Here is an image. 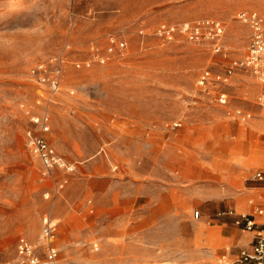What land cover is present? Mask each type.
Returning <instances> with one entry per match:
<instances>
[{
  "label": "rangeland",
  "instance_id": "1",
  "mask_svg": "<svg viewBox=\"0 0 264 264\" xmlns=\"http://www.w3.org/2000/svg\"><path fill=\"white\" fill-rule=\"evenodd\" d=\"M242 10L264 16V0H0V264L15 259L19 237L42 250L46 218L57 223L49 245L76 264H221L240 246L248 233L214 213L264 195L250 180L264 168L262 86L236 69L221 106L196 79L242 56ZM201 19L223 23L224 54L153 35ZM59 52L61 90L50 96L28 69ZM235 108L250 118L227 115ZM30 114H47L69 169L41 177L25 146Z\"/></svg>",
  "mask_w": 264,
  "mask_h": 264
},
{
  "label": "built area",
  "instance_id": "2",
  "mask_svg": "<svg viewBox=\"0 0 264 264\" xmlns=\"http://www.w3.org/2000/svg\"><path fill=\"white\" fill-rule=\"evenodd\" d=\"M235 19L245 25L249 30L248 43L242 56L229 62L224 71H213L204 68L196 79L198 90L221 106L229 103V94L226 86L229 84L236 69H242L251 74L256 82L262 86L257 94L256 100L264 107V16L250 10L239 11ZM224 25L217 19H201L199 21L181 22L176 24L160 23L154 30L153 35L164 40L172 41L181 36L186 41L206 45L213 54H224L222 44ZM109 41L123 48L124 41L116 42L114 36H109ZM97 57V56H96ZM98 58V57H97ZM66 55L62 52L56 53L44 60L36 62L28 69V76L37 83L41 90L47 91L48 95L60 92ZM103 61L102 58H99ZM86 61V65H89ZM80 63H76L79 67ZM232 118L247 121L251 114L240 108L227 111ZM31 127L25 131V146L34 155L40 164V175L48 177L53 168H67L63 158L58 154L54 146L49 142L47 134L50 131V122L47 114L29 115ZM179 122L172 123V128L179 126ZM250 180L264 183V171H255L250 175ZM65 180L57 187L62 188ZM252 202V201H250ZM264 214L261 208L254 207L251 212L237 213L235 209L217 211L214 218L226 220L231 219L233 224L244 231L253 233V239L249 248H241L232 259L223 254L220 257L221 264H264V223L256 220L257 216ZM201 212L195 209L192 212L193 219H199ZM57 234V223L46 218L41 231V239L44 247L32 244L28 239L19 237L15 243L16 257L5 264H76L69 259L60 256L59 252L49 245Z\"/></svg>",
  "mask_w": 264,
  "mask_h": 264
},
{
  "label": "crops",
  "instance_id": "3",
  "mask_svg": "<svg viewBox=\"0 0 264 264\" xmlns=\"http://www.w3.org/2000/svg\"><path fill=\"white\" fill-rule=\"evenodd\" d=\"M255 171H264V168H257V169H255L253 172H255ZM252 172V173H253ZM259 183V182H258ZM259 184H263L261 187H256V188H262V189H264V183H259ZM205 188H208L207 186H204ZM209 189V190H208ZM206 191H204V194H216V193H211V189L210 188H208ZM250 201H252V202H250ZM254 207H258V208H261L263 211H264V195L263 194H258V195H254V194H251L248 198H247V200H246V203L245 204H243V205H241L240 206V209L242 210V211H240V212H246V213H248V212H251L252 210H253V208ZM229 208H233V209H235L236 210V207H227V208H224V209H219V210H217V211H220V210H226V209H229ZM199 210V209H198ZM216 211V212H217ZM201 212V211H200ZM215 212V213H216ZM236 212L237 213H240V212H238L237 210H236ZM214 213V214H215ZM201 217H202V213H201ZM200 217V218H201ZM227 219H229V218H227ZM226 219V220H227ZM256 220L258 221V222H260V223H264V214L263 215H261V216H257L256 217ZM221 223L222 224H224L225 223V220L224 221H221ZM237 229L238 230H240L241 231V233H244V232H247L248 233V235L246 234V235H244V234H239L238 236H237V244L238 245H240V246H238L237 247V249L235 250V251H233L231 248H226L225 249V252L223 253V254H226V255H228V257L230 258V259H232L233 257H234V255L239 251V249H241V248H249L250 247V245H251V242H252V239H253V233L252 232H250V231H244V230H241L240 228H238L237 227ZM222 254V255H223Z\"/></svg>",
  "mask_w": 264,
  "mask_h": 264
}]
</instances>
